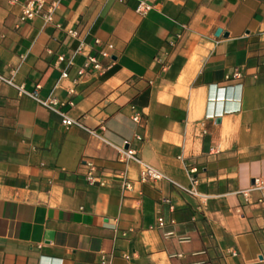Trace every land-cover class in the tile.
<instances>
[{"label":"crops","instance_id":"crops-1","mask_svg":"<svg viewBox=\"0 0 264 264\" xmlns=\"http://www.w3.org/2000/svg\"><path fill=\"white\" fill-rule=\"evenodd\" d=\"M27 1L0 0V76L86 129L0 83V264H264V190L241 194L264 183V0H44L20 23ZM80 41L103 74L78 77ZM124 141L182 187L195 167L198 197L139 184Z\"/></svg>","mask_w":264,"mask_h":264},{"label":"built area","instance_id":"built-area-1","mask_svg":"<svg viewBox=\"0 0 264 264\" xmlns=\"http://www.w3.org/2000/svg\"><path fill=\"white\" fill-rule=\"evenodd\" d=\"M45 7V2L44 0H28L26 2L25 8L22 12V14L19 16V22H27L29 20H32L35 16H37L39 13L42 12V10ZM54 4L51 5L43 14L42 17L45 22H52V17H53V9H54ZM148 6L142 1L137 9L138 13L143 14L147 10ZM68 34L71 37H78L77 32L74 31H69ZM95 44L100 45V42L98 40H95ZM112 49V46L107 44L104 45L99 51L98 55L102 58H109L110 57V50ZM75 53L81 54L84 56V62L82 64V67L78 70V77H82L85 73L88 71H94L98 72L100 74H103L104 69L102 68L100 62L96 58V56L90 54V53H85V44L83 41H80L77 48L75 49ZM60 61L63 60V58L59 59ZM60 78H67V73L66 71H62L60 74ZM234 78H240V74L236 72L234 74ZM0 83H5L9 86L14 87L17 90L18 96H28L32 99H34L38 104L48 108L49 110L53 111L54 113L58 114L61 117V123L64 127H79V128H84V126L80 123L79 120H74L69 118L66 114L62 113L59 111L58 107L61 106L62 104L54 97L49 96L45 99H41L38 94H37V89L39 86L36 87L35 90H29L26 89L24 86L20 85L17 86L13 83L11 79L4 78L3 76H0ZM75 83V82H74ZM69 94L73 93V90H68ZM132 115H131V120L135 124H140L141 123V114L134 108L131 107ZM89 133H95L93 131L87 130ZM135 139L138 141H141V137L135 136ZM119 152V158L120 160L128 164L130 162H133L138 165L139 167V175L137 182L141 185L145 184H154L163 180L169 181L176 189L197 198L198 194L196 192V187H197V178H196V173L197 169L195 167H188V173L190 175L191 179V186L189 188L182 187L178 185L177 183L171 181L167 176H165L163 173L159 172L158 170L152 168L151 166L145 164L144 162L141 161L138 151L130 147V143L128 141H124L123 144L118 148ZM85 164V179L86 182L90 186H100L103 187L106 185V180L105 178L98 172L97 168L93 166L91 163H84ZM120 180L122 181L123 188L124 190H131L133 187V184L127 179L125 173L120 174L119 176ZM251 190H264V183H262L259 180H255L253 185L249 190L242 191L241 194L244 195V197H247V194ZM168 203V201H165ZM259 203H264L262 200L258 201ZM169 209L172 211L173 207L170 205ZM237 214H240V210H236ZM165 225L164 220L162 218H159L157 220L156 228H162ZM127 235L126 232H122L121 236L125 237ZM235 252H231V256H235ZM122 257L124 259H128L129 256L126 254H123ZM100 262L101 264H106L108 263V259L105 258L104 254H101L100 256Z\"/></svg>","mask_w":264,"mask_h":264},{"label":"water","instance_id":"water-1","mask_svg":"<svg viewBox=\"0 0 264 264\" xmlns=\"http://www.w3.org/2000/svg\"><path fill=\"white\" fill-rule=\"evenodd\" d=\"M220 33H221V30L218 29V30L216 31V33H215V36H218Z\"/></svg>","mask_w":264,"mask_h":264}]
</instances>
